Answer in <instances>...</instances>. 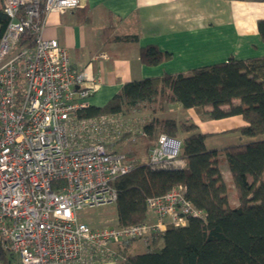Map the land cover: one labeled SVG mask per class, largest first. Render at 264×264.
Masks as SVG:
<instances>
[{"label": "built area", "instance_id": "1", "mask_svg": "<svg viewBox=\"0 0 264 264\" xmlns=\"http://www.w3.org/2000/svg\"><path fill=\"white\" fill-rule=\"evenodd\" d=\"M78 5L0 0L7 18L0 36V246L12 264H115L127 241L204 216L177 184L146 198L152 220L101 227L78 220L82 207L115 203L113 180L138 160L113 144L147 136L144 125L120 113L80 115L99 80L74 69L68 51L43 34L48 13ZM180 144L158 134L145 162L183 167Z\"/></svg>", "mask_w": 264, "mask_h": 264}, {"label": "trees", "instance_id": "2", "mask_svg": "<svg viewBox=\"0 0 264 264\" xmlns=\"http://www.w3.org/2000/svg\"><path fill=\"white\" fill-rule=\"evenodd\" d=\"M6 23L0 9V36ZM257 30L264 42V19L257 21ZM114 39L136 41L137 35ZM139 56L144 64L155 65L168 59L170 53L147 44L140 47ZM167 102L195 108L207 118L240 115L245 123L231 130L250 139L208 148L204 142L208 134L196 131L191 122L153 116L145 122L149 136L155 129L172 137H177L179 130L191 131L180 139L179 157L184 166L152 167L136 160L128 172L116 177L117 223L145 220L146 198L177 184L185 186L186 197L204 216L190 217L184 226H168L163 232L145 235L143 252H128L132 241H127L121 248L125 258L118 264H264V55L230 57L186 73L127 81L105 104L91 105L80 115L140 110L153 115ZM127 154L135 155L134 151ZM224 166L232 177L236 204L229 202V187L221 174ZM11 256L0 246V264H10Z\"/></svg>", "mask_w": 264, "mask_h": 264}, {"label": "crops", "instance_id": "3", "mask_svg": "<svg viewBox=\"0 0 264 264\" xmlns=\"http://www.w3.org/2000/svg\"><path fill=\"white\" fill-rule=\"evenodd\" d=\"M259 19H264V0H79L72 9L48 13L43 34L68 51L74 69L86 68L98 78L89 101L101 106L127 81L186 73L230 57L264 55ZM122 35H137V40L114 39ZM147 44H155L170 57L155 65L144 64L139 49ZM101 53L107 58H100ZM152 116L193 123L196 131L208 134L204 139L208 148L227 146L209 145H223L227 138L237 142L250 139L231 130L245 123L240 115L207 118L195 108L167 102L162 111L148 114V119ZM190 132L179 130L177 137L182 139ZM221 174L233 194L232 177L225 166ZM146 219L152 220L153 215L147 212ZM112 222L118 224L117 216ZM134 243L137 241H132L128 252L136 251Z\"/></svg>", "mask_w": 264, "mask_h": 264}, {"label": "rangeland", "instance_id": "4", "mask_svg": "<svg viewBox=\"0 0 264 264\" xmlns=\"http://www.w3.org/2000/svg\"><path fill=\"white\" fill-rule=\"evenodd\" d=\"M160 111H162V110H160ZM173 112H169V114H171ZM149 113L150 112L147 110H140L137 112H122L120 114L122 117L124 115L126 117L132 118L133 120H135V122L137 123L138 126L142 127V125H144L145 122L149 121V119H148ZM159 114H161V113H159ZM157 135H158V130L155 129L153 136L147 135L143 138L136 137L133 140L125 139V141H123V143H119L120 145L119 144H113V146L117 147V145H118L119 150L127 152V153L134 151L135 155H129V157L136 158L139 161L140 160L145 161L147 156H148L149 148L154 144ZM212 138H217V137H212ZM232 143H238V142L236 140H233V138H230V139L227 138V140L224 142L223 145L222 144H213V143L209 144V145L224 146V145H229ZM224 173L227 174V172H224ZM228 197H229V202L231 204L237 203L236 199L233 198L231 192H229ZM76 215H77V218L79 221L85 222L92 227H101L104 225H113L114 223L112 221L116 218L117 212H116L115 203L112 202V203H108V204H102L99 206L82 207L81 209L77 210ZM134 241H137V243L132 244V246H134V245L136 246L135 247L136 251H133V253L134 252H143L144 251V249H143V246H144L143 238L137 239Z\"/></svg>", "mask_w": 264, "mask_h": 264}]
</instances>
